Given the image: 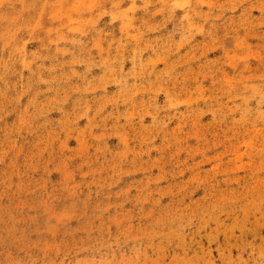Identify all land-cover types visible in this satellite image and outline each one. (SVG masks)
<instances>
[{
    "label": "rangeland",
    "instance_id": "1",
    "mask_svg": "<svg viewBox=\"0 0 264 264\" xmlns=\"http://www.w3.org/2000/svg\"><path fill=\"white\" fill-rule=\"evenodd\" d=\"M0 264H264V0H0Z\"/></svg>",
    "mask_w": 264,
    "mask_h": 264
}]
</instances>
